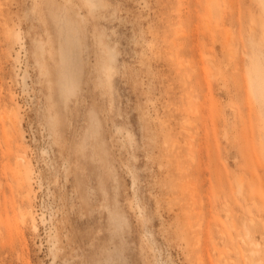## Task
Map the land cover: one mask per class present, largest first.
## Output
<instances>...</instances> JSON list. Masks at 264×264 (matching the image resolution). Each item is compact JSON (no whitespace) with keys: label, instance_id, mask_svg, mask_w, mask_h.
<instances>
[{"label":"rangeland","instance_id":"obj_1","mask_svg":"<svg viewBox=\"0 0 264 264\" xmlns=\"http://www.w3.org/2000/svg\"><path fill=\"white\" fill-rule=\"evenodd\" d=\"M0 264H264V0H0Z\"/></svg>","mask_w":264,"mask_h":264},{"label":"bare ground","instance_id":"obj_2","mask_svg":"<svg viewBox=\"0 0 264 264\" xmlns=\"http://www.w3.org/2000/svg\"><path fill=\"white\" fill-rule=\"evenodd\" d=\"M71 79H70V76H69V72L68 71H65L64 72V84L66 85V83L68 84V82L70 81ZM63 81H62V83H63ZM189 121V120H188ZM186 122V121H185ZM187 124V123H186ZM184 129V128H183ZM189 144V143H188ZM239 185H241V184H239ZM240 188V187H239Z\"/></svg>","mask_w":264,"mask_h":264}]
</instances>
